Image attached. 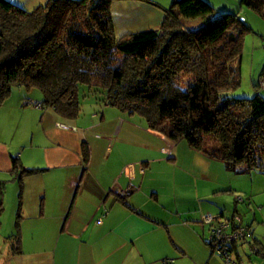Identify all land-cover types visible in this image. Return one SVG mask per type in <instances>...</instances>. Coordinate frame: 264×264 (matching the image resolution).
<instances>
[{"label": "crops", "instance_id": "obj_1", "mask_svg": "<svg viewBox=\"0 0 264 264\" xmlns=\"http://www.w3.org/2000/svg\"><path fill=\"white\" fill-rule=\"evenodd\" d=\"M155 11L139 0L112 3L119 29ZM42 97L15 85L0 102V237L16 235L9 264H223L205 241L204 212L239 215L264 257L263 172L231 170L137 114L97 103L67 119L29 103ZM237 193L248 203L229 208ZM246 246L235 249L243 264Z\"/></svg>", "mask_w": 264, "mask_h": 264}, {"label": "trees", "instance_id": "obj_2", "mask_svg": "<svg viewBox=\"0 0 264 264\" xmlns=\"http://www.w3.org/2000/svg\"><path fill=\"white\" fill-rule=\"evenodd\" d=\"M114 1L47 0L26 10L0 0V102L15 85L38 88L41 104L73 119L94 96L231 170L264 172V96L229 94L246 29L236 13H219L209 0H172L158 27L118 35ZM239 4L264 17V0ZM198 16L201 25L185 26ZM6 238L15 243L16 235Z\"/></svg>", "mask_w": 264, "mask_h": 264}, {"label": "rangeland", "instance_id": "obj_3", "mask_svg": "<svg viewBox=\"0 0 264 264\" xmlns=\"http://www.w3.org/2000/svg\"><path fill=\"white\" fill-rule=\"evenodd\" d=\"M17 5L21 6L26 10H32L39 4H44L47 0H11ZM152 1V4H148L157 12L163 8H167L172 0H149ZM214 6L215 11L236 13L239 20L246 26V29L242 33V48L241 54L238 59L239 64V84L234 88L229 90V94L235 97H251L255 93L259 92L264 96V17L259 12L254 9L246 6L240 5L239 0H209ZM154 3V4H153ZM151 14H139L132 15L135 16L130 18L128 23L121 22V25H127L122 29L116 27V34L122 35L125 34V29H130V31L143 29L146 27H158L159 23L162 20V12L161 15H157L158 13ZM186 27L196 28L203 23V18L201 16L184 19L183 20ZM117 22L115 21V24ZM120 27V26H119ZM120 27V28H121ZM127 31L126 33H128ZM237 62V60H236ZM34 90L40 91L38 88H34ZM41 92V91H40ZM42 93V92H41ZM93 99L94 103H90L87 100ZM96 107L100 108L99 105L94 100V96L85 97V100L81 101V117L91 115L92 109H96ZM244 163H238V166H243ZM256 173V170H254ZM264 173V172H263ZM262 176L264 174L261 173ZM256 176V175H255ZM234 193V192H231ZM241 195V194H240ZM242 196V195H241ZM230 204L229 208H235V205H238L240 208L242 204L248 203V196L243 198V201H238V193L230 196ZM11 210V208H10ZM12 211H14L12 209ZM206 213V212H204ZM202 213V214H204ZM6 217L8 221H11V211L9 212V208L6 211ZM202 222V221H201ZM208 227V232L206 234L207 238L210 234L209 224L204 223ZM246 223V222H244ZM14 244L10 241H7L0 237V264H9L8 252L13 251ZM213 251V250H212ZM242 258L245 261V264H257L255 260L258 261L259 264H264V257L261 254L253 252L249 247H244L241 250ZM251 258V259H249ZM222 260V259H221ZM223 263V261H222Z\"/></svg>", "mask_w": 264, "mask_h": 264}, {"label": "built area", "instance_id": "obj_4", "mask_svg": "<svg viewBox=\"0 0 264 264\" xmlns=\"http://www.w3.org/2000/svg\"><path fill=\"white\" fill-rule=\"evenodd\" d=\"M29 103L35 106L42 105L37 101ZM123 192L128 194L130 191L125 188ZM237 200L242 201L243 199L238 196ZM201 221L209 224L210 234L206 238V242L213 252L222 259L223 264H243L235 254L238 243L247 245L253 252H259V248L251 243L249 226L241 223L239 215L234 214L230 218L216 219L212 213L206 212L201 215Z\"/></svg>", "mask_w": 264, "mask_h": 264}]
</instances>
